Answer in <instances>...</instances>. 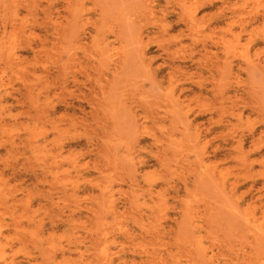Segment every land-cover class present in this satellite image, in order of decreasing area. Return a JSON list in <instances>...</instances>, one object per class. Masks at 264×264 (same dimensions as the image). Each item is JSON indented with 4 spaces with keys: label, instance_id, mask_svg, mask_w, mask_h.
Returning a JSON list of instances; mask_svg holds the SVG:
<instances>
[{
    "label": "rangeland",
    "instance_id": "1",
    "mask_svg": "<svg viewBox=\"0 0 264 264\" xmlns=\"http://www.w3.org/2000/svg\"><path fill=\"white\" fill-rule=\"evenodd\" d=\"M0 264H264V0H0Z\"/></svg>",
    "mask_w": 264,
    "mask_h": 264
}]
</instances>
